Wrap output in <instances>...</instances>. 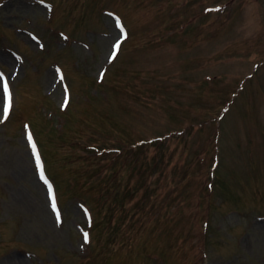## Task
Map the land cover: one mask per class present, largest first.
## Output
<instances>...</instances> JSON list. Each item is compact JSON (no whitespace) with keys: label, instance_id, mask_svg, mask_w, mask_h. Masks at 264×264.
I'll use <instances>...</instances> for the list:
<instances>
[{"label":"rangeland","instance_id":"rangeland-1","mask_svg":"<svg viewBox=\"0 0 264 264\" xmlns=\"http://www.w3.org/2000/svg\"><path fill=\"white\" fill-rule=\"evenodd\" d=\"M48 1L0 0V264H264V0Z\"/></svg>","mask_w":264,"mask_h":264},{"label":"snow or ice","instance_id":"snow-or-ice-1","mask_svg":"<svg viewBox=\"0 0 264 264\" xmlns=\"http://www.w3.org/2000/svg\"><path fill=\"white\" fill-rule=\"evenodd\" d=\"M115 47L118 48L119 47V43H117ZM112 55L115 56V51H113ZM0 75H2V74H0ZM3 93H4L5 97H8L9 87H8L7 82L3 83ZM8 111H9V104L5 103L3 105V115L7 116ZM28 139H29V141H31V136H29ZM32 152H33V156H34V159H35L36 166L40 170L39 171L40 179L45 184H47V186H48V194L52 198L51 199V207L55 211L56 210V200H55V197L53 196V193H52V186L50 184H48L47 180L45 179L44 172H43V169H42V166H41V163H40V156H39V154L36 151L35 144H32ZM59 218H60L59 217V213L57 212V221H59ZM84 239H85V242H87V240H88V234L87 233L84 234Z\"/></svg>","mask_w":264,"mask_h":264},{"label":"trees","instance_id":"trees-1","mask_svg":"<svg viewBox=\"0 0 264 264\" xmlns=\"http://www.w3.org/2000/svg\"><path fill=\"white\" fill-rule=\"evenodd\" d=\"M125 152V151H124ZM122 154H117V156L116 157H113V156H108V157H106V158H108L109 160H110V158H113L114 159V161H116L117 159H119L118 161H116V162H119V161H121V160H123L124 162H126L125 160H124V156H122V157H120ZM115 162V163H116ZM110 168V167H109ZM147 194V193H146Z\"/></svg>","mask_w":264,"mask_h":264},{"label":"bare ground","instance_id":"bare-ground-1","mask_svg":"<svg viewBox=\"0 0 264 264\" xmlns=\"http://www.w3.org/2000/svg\"><path fill=\"white\" fill-rule=\"evenodd\" d=\"M2 97L1 89H0V98Z\"/></svg>","mask_w":264,"mask_h":264}]
</instances>
